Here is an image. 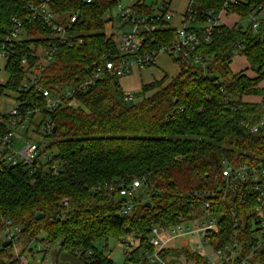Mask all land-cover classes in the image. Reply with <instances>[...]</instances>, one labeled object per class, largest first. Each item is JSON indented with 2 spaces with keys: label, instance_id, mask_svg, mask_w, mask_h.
<instances>
[{
  "label": "trees",
  "instance_id": "obj_1",
  "mask_svg": "<svg viewBox=\"0 0 264 264\" xmlns=\"http://www.w3.org/2000/svg\"><path fill=\"white\" fill-rule=\"evenodd\" d=\"M42 1L61 22L77 15L68 32L72 47L58 42L43 21L32 19L30 9ZM225 2L191 0L189 11L203 24L210 12L222 11ZM119 4L120 0H92L91 4L85 0H0V49L14 18L24 22L26 33L16 64L8 67L11 76L0 86V100L19 94L17 100L25 108L31 101L40 103L34 131L40 135L41 125L47 121L56 127L55 133L43 136L48 145L41 153L55 152L58 162L57 174L50 164L45 173L23 165H0V233L8 222L19 229L7 247L5 237L0 241V264H22L14 254L20 244L19 255L28 251L35 260L34 242L47 245L46 250L58 247L59 254L75 256L77 264H115L96 243L129 238L137 246L127 253L124 264H150L144 259L146 253H153L149 241L152 226L169 228L204 215L215 217L219 225L218 233L209 236V252L224 250L236 239L242 248L236 263L249 257L252 264H264V245L253 252L258 242L254 236L258 206L254 185L230 182L222 176L228 167L264 169V128L251 131L260 125L264 109L261 102L244 101L264 96V23L258 32L251 23L246 27L216 26L211 43L192 54L202 58L201 64H194L192 57L173 55L178 75L143 86V99L137 103L132 99V107L124 101L120 79L113 74L79 97V111L64 106L50 112L35 92L19 93L21 83L37 66L38 57L31 50L40 45L57 47L41 79L52 91L77 85L86 68L103 55L118 59L116 42L103 32L104 16ZM254 7L250 3L233 5L227 14L248 19ZM131 8L146 16L154 13L144 0ZM175 39L176 29L162 23L147 34L145 48L153 50ZM236 56L246 59L256 77L232 74L230 66ZM24 58L28 68L21 64ZM2 126L7 133L6 125ZM133 180L143 182L148 198L137 200L132 213L122 216L127 200L120 197L118 186ZM205 202L211 205L208 210H204ZM38 215L43 218L37 220ZM161 256L206 264L200 255L174 243Z\"/></svg>",
  "mask_w": 264,
  "mask_h": 264
},
{
  "label": "built area",
  "instance_id": "obj_2",
  "mask_svg": "<svg viewBox=\"0 0 264 264\" xmlns=\"http://www.w3.org/2000/svg\"><path fill=\"white\" fill-rule=\"evenodd\" d=\"M85 2L91 4L92 0H85ZM249 3L255 5V7L253 14L248 19L253 31L258 32L264 23V2L261 3L256 0H226L222 11L217 14L210 12L207 21L198 26H188L189 22H197L193 11H189L190 7H188L180 27L176 29L175 41L167 45H159L153 50L145 48L147 34L157 30L159 24L165 23L168 26L177 17L176 13L170 11L169 6L162 5L158 12L154 9L153 14L146 16L131 7L122 8L119 5L118 16L121 21V27L123 29L127 28V30L115 41L120 55L118 59L114 60L103 55L99 61L92 63V65L86 68L84 79L77 85L66 86L57 91H52L41 84V79L46 68L53 62L57 47L56 45H52L50 48H46L40 45L31 50L38 57L37 66L28 73L25 80L21 83L19 93L23 95L30 91L35 92L37 98L41 100L42 104L44 103L45 108L50 112H54L64 106L79 111L82 107L79 97L94 89L97 83L107 75L113 74L118 79H121L130 75L135 70L154 66L161 54L183 56L184 58L192 57L194 64H201L202 58L200 56H192V54L199 47L211 43L213 29L221 25L220 21L222 17L231 6L247 5ZM30 12L32 19L41 20L50 27L53 36L57 38L58 42L61 44L68 43L70 47L73 46V42L69 41L68 32L72 24L77 21L76 14L68 17L66 23L61 22V17L55 14L45 1L33 6ZM25 34L24 22L18 18H14L0 49V71L2 70L1 62L5 61L4 69L8 75L7 79H0V86L5 85L11 76L8 67L9 65L16 64V59L19 57L18 47L21 41L25 39ZM21 64L24 68H28V59L24 58ZM9 96L10 99L15 101L16 105L8 115L0 116L1 168L23 165L35 168V172L42 171L45 173L47 165L50 164L54 173L57 174L58 162L54 161L55 154L52 151L41 153L43 148L48 145L43 136L50 135L55 126L51 121L43 123L39 131L40 135H38L34 131L33 121L39 116L40 103L31 101L25 108L24 104L17 100L19 94H11ZM123 99L129 103L133 99V95L126 94ZM261 103L264 109V98ZM3 124L7 127V133H4ZM260 128H264V117L260 125L253 127L251 131L257 133ZM16 130H23L25 134L30 132L37 138V142L27 144H24L21 140L17 142L14 137ZM43 142L44 144L41 146ZM17 145L20 147L18 148ZM222 176L230 182L241 180L251 182L254 185V192L257 193L258 203L254 217L255 229H257L254 236L256 241H258L257 245L253 247V252H255L261 245H264V169L257 171L256 168L248 165L228 167L223 170ZM143 186L144 184L141 180L120 183L118 186L120 197L127 200L120 212L122 216H128L132 213L137 204L136 194ZM67 205L68 201L64 203V206ZM210 206L209 202H205L203 205L204 210H208ZM218 231L219 225L217 220L211 215H204L200 218L181 222L169 228L152 226L149 241L153 253H146L144 260H147L150 264H171V261L163 259L161 255L174 243L177 248H187L191 253L200 255L206 264H247L249 257L243 258L236 263V260L242 253V248L236 242V239H233L234 243L225 247L224 250L213 251V253L209 252V236L212 233H218ZM18 232L19 229L13 227L11 222H8L3 230V235L7 241H13ZM166 234L169 236L168 239L164 237ZM122 243L130 246L127 239H123ZM42 246L46 248L47 245H38L37 250L41 251ZM14 254L16 257H19L22 264H29L27 258L23 255L20 256L17 249L14 251ZM173 264L196 263L174 261Z\"/></svg>",
  "mask_w": 264,
  "mask_h": 264
},
{
  "label": "rangeland",
  "instance_id": "obj_3",
  "mask_svg": "<svg viewBox=\"0 0 264 264\" xmlns=\"http://www.w3.org/2000/svg\"><path fill=\"white\" fill-rule=\"evenodd\" d=\"M138 1L139 0H120L119 5L122 8H130L133 4H135ZM144 2L146 5L152 6L156 10V12L159 11V8L162 5H164V3H168L169 5H171L170 11H173L174 7L176 6L179 11L183 10L184 12L185 11L187 12V10H188L187 7L189 4V0H144ZM175 13H176V11H175ZM182 13L183 12L176 13L177 17L175 19H173L168 26H170V27L174 26L176 28L180 27L179 21H182L183 16H185V14H186L185 13L183 15ZM104 20H105L106 24H105V28H104L103 33L105 34V36L112 38L113 41H117L118 37L121 36V34L124 31L127 30V28L123 29L121 27V21H120L119 16H118V7H116L113 11L107 13L104 16ZM248 23H250L249 19L241 20L240 18H237V17L233 16L232 14H227V13L222 17V19L220 21L221 25H225L227 27H232V26L237 25V24H239V26L246 27L248 25ZM198 25H199V23H197V22H189V24H188V26H198ZM174 57H177V56L174 55ZM162 63L166 64V66H169V68H171V70L169 72L171 74H176L177 71H179L178 66L173 61V56H170L168 54L159 55L158 60H157V64H158L157 67L160 68L159 66H161ZM1 64H2V70L0 71V79H7L8 75L4 69L6 62L2 61ZM151 68L153 69L154 67H151ZM230 68H231V72L233 75H236L239 72H243L244 70L248 69L246 59L242 56H236L234 58L232 64H231ZM248 73L250 76H254V74L251 73L250 71H248ZM126 80H122L121 88H123L122 84L124 85ZM128 83H131V82L129 81ZM263 87H264V81H263ZM132 95H133V100H132L133 103H137L143 99V94L141 91H134ZM262 97H264V96L263 95L252 96V97L248 98V101H250V103L259 104L260 101L262 100ZM15 105H16L15 101L13 99H10L9 95H5L0 100V116L8 115ZM14 137H15L17 142H19L21 140L24 144L31 143V142H37V138L33 134H31L30 132L28 134H25V131H23V130H16ZM19 147L20 146H18V148ZM53 153H55V152H53ZM147 192H148V189L146 187L139 189L137 194H136V199L137 200L147 199L148 198ZM164 237L166 239L169 238V236L167 234L164 235ZM1 240H4L3 233H0V241ZM127 240L130 243V246H126L122 242H118L115 239H109L107 242L106 241L97 242L96 247L99 250H102L105 253H107L109 255L110 259L115 264H124L126 262L127 257H128L127 253L128 252L131 253L137 246V241H134V239L129 238ZM184 244H185V242H184ZM31 248L33 249L35 260L32 259L33 255L28 251L24 255V257L27 258L29 264H58V263H61V264H77V258L75 256L66 255V254H59L58 247L49 248L48 250H46V248H44L42 246L41 251L38 252L37 251V248H38L37 243L34 242L31 245ZM16 249L20 253V251L22 249V244L18 245V247L15 248L14 251ZM136 256H141V252H138V253L136 252ZM173 262L174 261H171V264H173ZM247 264H252V263L248 262Z\"/></svg>",
  "mask_w": 264,
  "mask_h": 264
},
{
  "label": "crops",
  "instance_id": "obj_4",
  "mask_svg": "<svg viewBox=\"0 0 264 264\" xmlns=\"http://www.w3.org/2000/svg\"><path fill=\"white\" fill-rule=\"evenodd\" d=\"M140 1V0H139ZM190 1L189 0V4H188V7L190 5ZM171 2V1H170ZM137 3V2H136ZM134 5V4H133ZM132 5V6H133ZM171 7V5H169V8ZM187 7V9H188ZM178 13V12H183L182 14L184 15L186 13V11L184 12L183 10H178L177 7L175 6L174 9H173V12ZM237 18H239L237 15H233ZM184 17V16H183ZM183 19V18H182ZM179 25H181V21H179ZM235 26V25H234ZM232 26V27H234ZM173 28L177 29L176 27L172 26ZM232 27H229V28H232ZM158 60V59H157ZM247 62V61H246ZM157 62L154 66H151V67H154L153 69L151 67H148V68H145V69H141V70H135L133 71L130 75L128 76H125L123 78L120 79L119 81V84H120V87H121V82L122 80H126L125 84L123 86L122 91L124 92V94H133L134 91H141L143 86L145 85H149V84H152L154 83L155 81H161L165 76H168L169 79H172L174 77H176L178 75V72L176 74H171L169 73L171 68H169V66H166V64L162 63L161 66H159L160 68L157 67ZM156 67V68H155ZM247 67L248 69L244 70L243 73L245 72V75L250 77V78H254L256 77V74L253 73L251 70H249V65L247 63ZM169 69V70H168ZM247 71V72H246ZM248 71H250L251 73L254 74V76H250ZM240 73V72H239ZM131 83H128L129 81ZM261 87H263V83L261 84ZM248 98L250 97H246L244 98V101L245 102H250L248 101ZM261 102V101H260Z\"/></svg>",
  "mask_w": 264,
  "mask_h": 264
},
{
  "label": "water",
  "instance_id": "obj_5",
  "mask_svg": "<svg viewBox=\"0 0 264 264\" xmlns=\"http://www.w3.org/2000/svg\"><path fill=\"white\" fill-rule=\"evenodd\" d=\"M128 107H132V104L131 103H128ZM55 132H56V127L53 128V133H55ZM145 206L147 208H150L151 207V204L150 203H147ZM36 218H37V220H40V219L43 218V215H38ZM9 244H10L9 241L6 242V243H4V247H7Z\"/></svg>",
  "mask_w": 264,
  "mask_h": 264
}]
</instances>
